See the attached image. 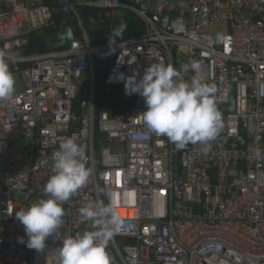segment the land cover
Instances as JSON below:
<instances>
[{
    "label": "built area",
    "instance_id": "built-area-1",
    "mask_svg": "<svg viewBox=\"0 0 264 264\" xmlns=\"http://www.w3.org/2000/svg\"><path fill=\"white\" fill-rule=\"evenodd\" d=\"M27 1L0 8V51L23 82L22 91L0 101V264H55L64 238L94 230L79 209L96 200H110L119 215L106 247L111 264H264V0H63L80 37L41 54L25 47L32 32L54 24L53 10L43 0L35 7ZM84 8L99 11L105 43L90 44L79 17ZM126 12L144 32L117 37L110 47ZM190 59L215 85L222 114L223 127L207 144L177 147L152 132L139 117L146 106L136 94L125 111L97 110L121 100V74L140 78L153 63L179 69ZM97 61L108 63L107 99L96 92ZM18 138L31 152L26 166L12 169ZM66 138L82 147L92 174L63 204V224L38 253L20 242L27 237L14 214L42 197Z\"/></svg>",
    "mask_w": 264,
    "mask_h": 264
},
{
    "label": "clouds",
    "instance_id": "clouds-1",
    "mask_svg": "<svg viewBox=\"0 0 264 264\" xmlns=\"http://www.w3.org/2000/svg\"><path fill=\"white\" fill-rule=\"evenodd\" d=\"M125 28L126 25L120 24L113 29L110 47L117 44L115 38L121 37ZM59 38L71 39V29ZM223 39L217 36L218 41ZM9 59L0 51V101L10 99L15 92ZM189 72L194 75L185 80ZM138 77L139 73L134 71L127 77L121 74L120 79L126 95L143 98L146 110L139 117L152 132L166 136L177 147L207 144L216 138L223 127L222 114L217 107L216 87L207 82L200 61L190 59L179 69L156 62ZM82 156L83 149L75 139H63L53 154L51 174L42 189V197L15 212L14 217L23 225L27 237L26 241L21 237L20 242L27 248L38 253L46 249L48 238L55 236L63 224V204L88 183L92 169L82 162ZM79 213L84 221H91L94 230L64 238L53 252L55 264H111L106 247L114 235V226L120 222L118 212L110 200L107 204L96 200L85 203Z\"/></svg>",
    "mask_w": 264,
    "mask_h": 264
},
{
    "label": "trees",
    "instance_id": "trees-1",
    "mask_svg": "<svg viewBox=\"0 0 264 264\" xmlns=\"http://www.w3.org/2000/svg\"><path fill=\"white\" fill-rule=\"evenodd\" d=\"M43 1L45 6L53 10L51 20L54 22V24L39 31L32 32L29 35V42L25 47L26 54H41L52 51H62L68 48L72 40L80 37V30L77 21L71 10L65 6L63 0ZM63 10L66 11V16L62 15V13H59ZM98 13V10L90 8H84L79 11V17L87 31L89 42L93 46L105 43L108 40L109 35L107 26L98 23ZM122 16L124 19L123 24L126 25V28L124 30L125 34L119 37L120 39L132 38L144 32V26L142 22L135 14L126 12ZM69 28L72 31V38L61 40L59 38L60 35ZM107 65L108 63L106 62H96L95 87L98 95H100L105 90L103 79ZM117 94L119 93L117 92ZM121 94L123 95V99L120 101H115L114 106L104 107L103 105L98 104L97 110L104 108L110 111L118 110V112L127 110L134 103L133 96L125 94V87H122ZM78 100L80 99H77V101Z\"/></svg>",
    "mask_w": 264,
    "mask_h": 264
},
{
    "label": "rangeland",
    "instance_id": "rangeland-1",
    "mask_svg": "<svg viewBox=\"0 0 264 264\" xmlns=\"http://www.w3.org/2000/svg\"><path fill=\"white\" fill-rule=\"evenodd\" d=\"M27 3L31 7L41 6L42 5V0H28ZM59 13H62V15H64V16L67 15L66 11H64V10L59 12ZM118 14H120V12ZM35 21H37V19H33V22H35ZM13 76L15 78V92H14V94H15V93H18V92L22 91L23 82H22V78H21V76L19 74H14ZM117 92L119 93V94H117L118 99L119 100L123 99L122 98V94H121V90H119ZM102 93L107 99V97H108L107 94H109V91L105 90ZM118 95H120V96H118ZM112 98L113 97H110L108 99H112ZM24 143H25L24 139L18 138V139L15 140V142L12 144V146L10 148L12 159H13V161L16 162V164L13 165L12 169H21L22 166H26V159L28 158V155L30 154L31 149L28 148V149L24 150L22 148ZM24 203H25L24 194H19V196H18V204L21 205V204H24ZM16 211H18V209H16L15 212Z\"/></svg>",
    "mask_w": 264,
    "mask_h": 264
},
{
    "label": "crops",
    "instance_id": "crops-1",
    "mask_svg": "<svg viewBox=\"0 0 264 264\" xmlns=\"http://www.w3.org/2000/svg\"><path fill=\"white\" fill-rule=\"evenodd\" d=\"M11 0H0V8L5 9Z\"/></svg>",
    "mask_w": 264,
    "mask_h": 264
},
{
    "label": "water",
    "instance_id": "water-1",
    "mask_svg": "<svg viewBox=\"0 0 264 264\" xmlns=\"http://www.w3.org/2000/svg\"><path fill=\"white\" fill-rule=\"evenodd\" d=\"M83 231H85V230H81V231H79V232H83Z\"/></svg>",
    "mask_w": 264,
    "mask_h": 264
},
{
    "label": "bare ground",
    "instance_id": "bare-ground-1",
    "mask_svg": "<svg viewBox=\"0 0 264 264\" xmlns=\"http://www.w3.org/2000/svg\"><path fill=\"white\" fill-rule=\"evenodd\" d=\"M45 14V13H44ZM32 21H33V19H32Z\"/></svg>",
    "mask_w": 264,
    "mask_h": 264
}]
</instances>
